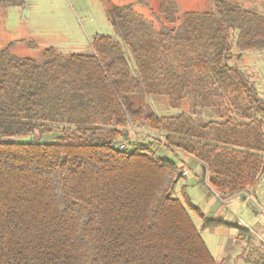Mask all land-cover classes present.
Returning a JSON list of instances; mask_svg holds the SVG:
<instances>
[{"label": "trees", "instance_id": "obj_1", "mask_svg": "<svg viewBox=\"0 0 264 264\" xmlns=\"http://www.w3.org/2000/svg\"><path fill=\"white\" fill-rule=\"evenodd\" d=\"M213 5L178 20L175 0H159V27L130 5L108 9L133 70L122 45L101 34L88 54L46 47L38 61L14 56L12 43L0 48V264H224L188 209L202 229L225 223L171 196L184 166L146 145L119 146L146 126L170 151L197 160L220 197L256 186L264 99L231 61L233 49L240 60L264 48V14L235 0ZM135 94L164 96L174 108L188 99L209 119L146 114L128 106ZM53 131L52 142L3 141Z\"/></svg>", "mask_w": 264, "mask_h": 264}, {"label": "rangeland", "instance_id": "obj_2", "mask_svg": "<svg viewBox=\"0 0 264 264\" xmlns=\"http://www.w3.org/2000/svg\"><path fill=\"white\" fill-rule=\"evenodd\" d=\"M23 7H4L0 6V48L13 44L11 53L17 57H31L35 60L42 58V50L46 47H55L56 50L68 56L72 53L88 54L91 52V41L97 34L110 36L113 40L119 42L126 54V59L134 69L133 58L128 51L124 41L116 32L114 27L108 21L106 12L101 9L81 10L74 0H24ZM94 0H83V3H91ZM246 8L256 9L264 14V0H235ZM154 2H149V12L152 15H146L149 20L154 21L156 27H159L160 21L164 18L153 8ZM178 20L182 19L185 12H210L213 10V0H190L185 2L178 0ZM158 18V19H157ZM35 46H31V44ZM237 50L233 49V58L231 63L240 65L245 69L251 81L255 84L259 95L264 99V48L261 50L245 51L241 54V59L237 60ZM128 106L131 108H141L146 114L155 113L159 116H176L182 112L188 113L196 123L205 122L209 119V113L205 110H195L190 100L182 101L177 107H173L164 96H150L146 94H135L128 96ZM264 130V126H263ZM139 132V131H138ZM129 131V136L136 139L134 144L127 143L124 139H119L120 143H125V150L132 152L137 144L146 145L151 152L157 156L166 157L175 161L178 165L188 169L189 176H181L173 190L171 196L184 203V197L199 208L204 205L207 198H212L222 215H207L213 218H223L232 222L236 227H245L248 225L254 233L264 236L262 222L264 219V174L258 180L255 190L252 193L247 192L239 195L237 198H220L217 200L214 196L207 195L205 186L206 178L202 173L201 165L194 158L185 154H175L170 151L164 143L158 138L156 131L144 127L141 132ZM57 131L47 133L42 138L36 134L15 136L11 138L14 142H26L37 140L41 142L55 141ZM185 157L186 160H185ZM188 209V208H187ZM191 219L199 230V234L209 249L214 259H218L224 252H230L234 249L235 239L233 235L222 233L223 228L209 227L202 229V218L188 209ZM258 217V222L256 217ZM242 237H244L242 235ZM247 248V246H245ZM240 254L243 255L245 249L241 248ZM221 254V255H220ZM264 259V252H253L249 254L246 264H255ZM235 259L230 258L227 264H235ZM244 261V260H243ZM221 262V261H220Z\"/></svg>", "mask_w": 264, "mask_h": 264}, {"label": "crops", "instance_id": "obj_3", "mask_svg": "<svg viewBox=\"0 0 264 264\" xmlns=\"http://www.w3.org/2000/svg\"><path fill=\"white\" fill-rule=\"evenodd\" d=\"M74 1L77 3L78 7H80L81 10H83V11L86 9L93 8V9L104 10V12H106V13H107V10L110 8L117 7V6L130 5L135 11L142 14L144 17L146 15H152L153 14V12L152 13L149 12V10H150L149 9V2H151V1L154 2L152 5H153V8H155V10H157V11H158V6H159V0H94L92 2V4L91 3H88V4L83 3L82 2L83 0H74ZM183 1L188 2L190 0H183ZM175 2L177 3V6H178V0H175ZM125 140L128 141L127 143L132 142L133 144L136 141V139H133L132 137L127 138V136L125 137ZM186 158L187 157H185V160H186ZM189 175H190V173H189ZM189 175H186V176H189ZM205 186L207 189V195L208 196L209 195L214 196V198H216L217 200H220V198H223V197H220L219 195L211 192L209 190V188L207 187L206 183H205ZM254 190H255V187L244 190V191H242V192H240L234 196L227 197V198H228V200L234 199V198H237L239 195H242L244 193H247V192L252 193V191H254ZM195 207H197V206H195ZM197 208L207 218H211V219H215V220H222L225 223V225L216 226L215 228H223L221 230L222 233L231 234V235H233L232 238L235 239L234 249L233 248L230 249V252L228 251V252L222 253L223 251L221 249L219 250L222 255L220 254L221 256H219L218 259H215L217 262L224 260V264H227L228 261L230 260V258H233V259H235V261H234L235 264H246V261L248 260L249 254H251L255 251H257L258 253L264 252V245L262 243H260L257 235H260L262 237H264V236L261 234H257V233L251 232L249 230H246L247 228L238 230L232 222H229L228 220H225L223 218H218L222 215L221 214L222 211H219V209L217 208V206L214 203V201L212 200V198H208V199L206 198L205 199L202 210L199 207H197ZM211 214H217L218 217L213 218V217L207 216V215H211ZM258 217L259 216L256 217L257 222H258ZM259 219H260L259 222H262V229L264 230V219L263 218H259ZM242 235L244 237H242ZM245 246H247V248ZM241 248L245 249L243 255H241L240 251H239ZM259 261H257L255 264H258Z\"/></svg>", "mask_w": 264, "mask_h": 264}, {"label": "built area", "instance_id": "obj_4", "mask_svg": "<svg viewBox=\"0 0 264 264\" xmlns=\"http://www.w3.org/2000/svg\"><path fill=\"white\" fill-rule=\"evenodd\" d=\"M125 145H126V144L123 142V143H121L119 146H120L121 148H123ZM189 173H190V172H189L188 169H184V170H183V174H184L185 176L188 175ZM244 226H245V228H247L249 231L253 232L252 229H251L248 225L245 224ZM257 237H258L260 243H262V244L264 245V237H262V236H260V235H257ZM258 264H264V259L261 260V261H259Z\"/></svg>", "mask_w": 264, "mask_h": 264}, {"label": "water", "instance_id": "obj_5", "mask_svg": "<svg viewBox=\"0 0 264 264\" xmlns=\"http://www.w3.org/2000/svg\"><path fill=\"white\" fill-rule=\"evenodd\" d=\"M3 141H11V138H3Z\"/></svg>", "mask_w": 264, "mask_h": 264}]
</instances>
